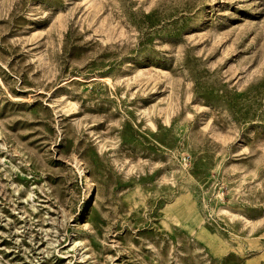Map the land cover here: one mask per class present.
Segmentation results:
<instances>
[{
  "label": "rangeland",
  "instance_id": "obj_1",
  "mask_svg": "<svg viewBox=\"0 0 264 264\" xmlns=\"http://www.w3.org/2000/svg\"><path fill=\"white\" fill-rule=\"evenodd\" d=\"M0 264H264V0H0Z\"/></svg>",
  "mask_w": 264,
  "mask_h": 264
}]
</instances>
